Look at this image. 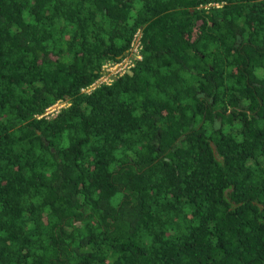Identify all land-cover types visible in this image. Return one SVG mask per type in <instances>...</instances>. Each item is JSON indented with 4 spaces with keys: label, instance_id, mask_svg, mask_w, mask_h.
I'll list each match as a JSON object with an SVG mask.
<instances>
[{
    "label": "trees",
    "instance_id": "obj_1",
    "mask_svg": "<svg viewBox=\"0 0 264 264\" xmlns=\"http://www.w3.org/2000/svg\"><path fill=\"white\" fill-rule=\"evenodd\" d=\"M0 264H264V0H0Z\"/></svg>",
    "mask_w": 264,
    "mask_h": 264
},
{
    "label": "built area",
    "instance_id": "obj_2",
    "mask_svg": "<svg viewBox=\"0 0 264 264\" xmlns=\"http://www.w3.org/2000/svg\"><path fill=\"white\" fill-rule=\"evenodd\" d=\"M142 48H143L142 33L141 31H138L135 34V37L133 39L132 46H131V49L129 50L128 56H126L119 62H105V64L103 65V74L91 85L83 88L82 91L86 93H90L96 87L102 84H111L116 77L122 76L123 74H125L127 71H129L133 67V65L135 64V60L142 58V54H141ZM123 61H126L125 65L123 64ZM66 105L67 104H65L64 106ZM59 109L60 108L57 102L56 104L48 108L45 115L48 116L50 115V113L53 115L57 113Z\"/></svg>",
    "mask_w": 264,
    "mask_h": 264
},
{
    "label": "rangeland",
    "instance_id": "obj_3",
    "mask_svg": "<svg viewBox=\"0 0 264 264\" xmlns=\"http://www.w3.org/2000/svg\"><path fill=\"white\" fill-rule=\"evenodd\" d=\"M123 64L125 65L126 64V61H123ZM65 104H67L66 102H63V101H59L58 102V106H59V108H61L62 106H64ZM50 115H52L51 113H50Z\"/></svg>",
    "mask_w": 264,
    "mask_h": 264
}]
</instances>
